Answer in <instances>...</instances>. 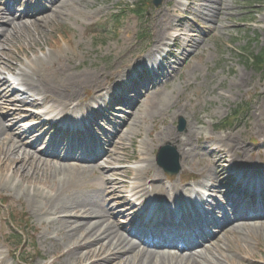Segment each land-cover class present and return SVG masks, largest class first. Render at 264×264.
Returning <instances> with one entry per match:
<instances>
[{"label":"rangeland","instance_id":"1","mask_svg":"<svg viewBox=\"0 0 264 264\" xmlns=\"http://www.w3.org/2000/svg\"><path fill=\"white\" fill-rule=\"evenodd\" d=\"M18 1L7 0L6 4L8 8H12ZM225 2L232 8L228 12L229 16H226L227 13H218V0H167L160 7L153 5L147 15L138 17L132 11L137 0H83L75 6L68 7L69 9L67 8L63 15L49 14L43 24L30 27L28 31L23 29L25 36L29 33L34 38H38V42L28 44L25 39L13 40L0 47V58L15 66L13 70L6 71L7 77L11 80V91L18 90V87L10 75L17 79L16 82H20L17 76L20 70L25 69L37 58L46 57L49 53H53V56L45 61L44 74H53L63 66L71 73L90 71L92 74H108L110 79L103 80L104 89L98 92L95 87L88 86L83 90L82 97L89 105V109L83 111L88 117H91L93 112L94 99L97 97L107 99L106 90L115 87L116 84L125 82L122 92L125 97L132 93L128 89L146 92L150 86L160 84L162 80L170 84L167 87L161 83L163 91L174 89L177 91L172 102L173 108H168L162 119L142 120L143 129L141 135L135 140V144L131 141L125 143L128 151L126 155L124 153L122 155L132 159L111 165L114 168L126 167L131 170L132 179H124V182L128 183L125 189L127 193L131 192L133 185L137 182L135 180L137 168L145 167L146 162L143 159L150 158L152 155L155 168L163 176L162 182L166 188L174 183L182 189L197 188L200 183L209 184L206 178L216 175L212 170L214 160L223 157V154L215 152V149L221 147L219 144L221 137L228 134L237 136L248 146L249 162L259 167L264 175V135L261 130L264 126V71L258 72L252 69L246 63L244 56V49L248 47L256 34L260 35V41L253 43V49L256 51L264 49V0H225ZM34 3L37 13L45 7L44 0H34ZM18 11L16 15L20 16L25 11V7L20 6ZM167 13H170V16H165ZM114 21L120 24L119 29H116ZM169 22L170 29L167 37L159 44L157 30L161 24H169ZM95 25H98L96 28L98 38L91 33ZM4 28L11 31V26L8 24L4 25ZM178 33L180 34L175 46L170 49ZM30 46L33 49H30ZM157 46H159L158 51H155ZM167 53L168 59L165 62L163 59ZM151 54L158 58L157 63L161 69L158 70L157 75H152L153 70H150L148 65L145 69L149 74L142 75L140 70L142 71L143 68L137 63ZM115 68L118 69L115 71ZM128 72L131 74L125 79ZM159 73L163 77L159 76ZM185 81L189 83L185 85ZM21 90L28 95L17 94L18 100L26 98V103L29 105L32 101L41 100L43 97L36 92L28 93L26 87H21ZM133 95L132 98L135 101L137 96L134 93ZM52 104L29 107L30 112L27 115L18 117L17 123L20 130L31 132L37 124L43 123L45 119L43 117L37 120H29V118L32 115L39 117L38 114L48 112ZM119 105L120 103H114V106L120 107V110L114 113L116 117H112L113 122L106 124L101 121V125H94L96 127L91 129V134L79 135L82 139L79 145L78 139L74 141L71 136L66 137L65 145L79 146V152L74 156L77 162L81 160L92 138H97L103 144L99 127L106 128L107 130H103L107 132H114L116 128H119L118 124H121V120L128 111V108H124L122 104ZM241 106L244 108L240 110L233 126L222 130L220 125L223 121L233 110ZM96 107H98L97 104L94 108ZM177 109L180 111L177 112ZM146 110L147 106L144 104L140 111L143 117ZM181 117L187 121L186 128L182 131L178 126ZM24 121L26 123H23ZM192 124H197L200 129V138L194 140L193 154L187 160L181 178L179 176L182 170L177 176H169L158 166L156 155L159 148L168 144L171 139L164 138L157 141L155 137L158 132L169 127L176 135L184 139L187 128L189 129ZM50 127L41 133L34 134L30 142L42 139L43 147H50L51 144L52 151L57 145L59 135H55L57 129H50ZM47 131H50L48 135H46ZM149 139L153 140V145L151 144L148 152L143 155L142 141ZM171 142L178 149L180 145L178 141ZM220 149L223 153L229 152L228 147ZM210 150H214V153H210ZM100 151L101 149H97L95 152L99 154ZM61 155L65 156L64 153ZM180 155L182 156L181 153ZM182 163L183 157L181 167ZM242 164L243 160L236 159L224 166L230 169L231 185L239 188L228 195L227 201L234 196H240L241 199L239 208L231 211L233 217H236L235 215L245 207H249V213L257 210L250 201L249 196L252 191L246 185H240L237 180L239 178L237 172H241ZM15 167V165L12 166L7 177L12 176ZM32 167L34 168L35 165L33 164ZM45 168L40 166L34 181L30 184L21 182L19 172L15 178L11 177V182H4L0 175V264H21L10 251L5 239V235L10 232L8 223H10L12 211L25 212L31 222L29 233L36 237L39 248V257L34 264H72V261L67 258L62 262L58 260V253L66 248L69 241L64 237L63 232H60L61 224L54 220L56 216L53 213V215L47 214L54 205L52 196L68 180V176L60 174L55 166ZM29 171L33 172V170ZM243 172L246 175L250 174L248 171ZM189 175L196 176L192 179L194 181L185 180V177ZM81 183L89 188L93 184L101 183V180L97 172L88 171ZM34 193L37 198L36 204L32 205L30 195ZM2 197L10 199L8 206L2 205ZM180 203L178 202V205ZM184 209L193 210L191 204L189 208L185 206ZM141 211V208L136 210L137 213ZM245 217L252 218L251 214L249 216L246 213ZM261 218L255 222H249L250 226L237 232L220 236V243L210 248V253H205L203 260H209L215 264H264V220ZM141 220L143 218L137 219V224ZM169 226L164 227L160 224L159 227H155L162 233L155 239L164 237ZM135 229L129 227L126 231L138 236L141 229ZM147 229L149 230L150 227ZM169 234L170 232H167L165 235L167 239H175V236L172 237ZM13 242L16 243L15 240ZM27 247H30L33 252L37 251V248H33L32 245ZM200 250L204 251L202 248ZM119 264L138 263L137 260H129Z\"/></svg>","mask_w":264,"mask_h":264},{"label":"bare ground","instance_id":"2","mask_svg":"<svg viewBox=\"0 0 264 264\" xmlns=\"http://www.w3.org/2000/svg\"><path fill=\"white\" fill-rule=\"evenodd\" d=\"M6 1L0 0V47L20 39H25L28 44L37 43L38 38H34L29 33L25 36L23 29L28 31L30 27L43 24L49 14L63 15L68 7L75 6L83 0H44L45 7L38 13L34 9L36 4L32 0H19L12 8H8ZM218 2V13H227L226 16H229L228 12L232 9L231 6L226 4L225 0H218ZM20 6L25 7V11L18 16L16 13L19 12ZM169 14L167 13L165 16H170ZM7 24L11 26L10 32L4 28V25ZM164 24H161L157 30L159 44L167 37V32L170 29V22ZM9 33L11 34L9 35ZM158 48L159 46L155 47V51H158ZM30 49L33 47L30 46ZM52 56L53 53H49L44 58H37L25 69H21L20 74L17 75L20 78L19 86L26 87L28 93L36 92L43 96L41 100L32 101L31 105L26 103V98L18 100L17 94H21L22 91L21 93L17 90L11 91V81L7 77L6 71L13 70L15 66L0 58V175L4 182H11V177L15 178L19 172L21 182L30 184L34 181L40 166L46 167L45 169L55 166L60 174L68 176V180L52 196L54 205L47 211V214L53 213L56 216L54 220L61 224L60 232H63L64 237L69 241L66 248L58 253L59 261L62 262L67 258L72 261V264H119L129 260H137L138 264H215L209 260L204 261L203 255L210 253V248L220 243V236L250 226L249 222L258 220L255 217H264V204L261 203L257 210H253L251 213H249V207H245L235 215L236 217L231 215L232 210L239 208L241 199L240 196H234L227 201L228 195L234 192L235 186H232L229 181L230 169L224 168V166L236 159L243 160L242 171H249L251 174L250 178L248 175L242 178L247 187L255 189L258 182L264 181L262 175L258 178L255 176L257 172L262 171L249 162L248 146L232 134L222 136L219 141L221 147L229 148L228 154L223 153L221 147L215 149V152L223 154L222 158L214 160L212 170L216 175L206 178L209 180V184H199L205 195L204 201L201 200V194L195 192L191 187L181 189L174 183L166 188L162 182L163 176L155 168L153 155L143 159L146 166L137 168L135 176L137 182L133 185L131 192L127 193L125 189L128 183L124 182V179H132L131 170L126 167L114 168L111 165L132 159L125 156L128 151L125 143L131 141L135 144V140L141 135L143 129L141 121L145 118L162 119L167 110L173 108L172 102L177 91L175 89L163 91L161 83L167 87L170 84L162 80L160 84L150 86L146 92L128 89L132 93L125 97L122 93L125 82L116 84L115 87L106 90L107 99L103 97L94 99L93 112L91 117H88L83 111L89 109V105L84 102L85 99L82 97L83 90L88 86H93L99 92L104 89L103 80L110 79L109 75L92 74L90 71L71 73L64 66L54 72V75L44 74L43 65ZM167 59L164 58L163 61L166 62ZM154 61L155 57L151 54L145 60L137 63L139 67L143 68L142 71L140 70L142 75L149 74L145 67ZM158 64L157 70L152 75H157L158 70L161 69ZM130 74L131 72H128L125 79ZM159 76L162 75L159 73ZM184 83L187 85L189 82L185 81ZM133 93L137 96L135 101L132 98ZM23 95L27 96L28 94L23 93ZM117 100L118 102H116ZM51 103L53 104L48 113L53 114L54 120L59 119L65 124L76 122L84 125L90 121V126L86 127V134H91L90 129L95 128L94 125L113 122L112 117H116L114 113L120 110V107L116 108L114 103L122 104L125 106L124 108H128V111L124 119L121 120V124H118L119 128H116L114 132H107L106 128L99 127L102 133L100 139L103 144L97 138H92L89 147L85 149V153L78 163L74 156L78 154V145L82 140L79 135L85 133L74 129H61L55 133V135H59V139L51 151V144L50 147H43L42 139L30 142L34 134L41 133L48 127L50 120L45 121L46 124L44 122L37 124L34 129H31V132L21 131L19 128L18 117L27 115L29 107L46 106ZM95 104L98 107L94 108ZM144 104L147 106L145 117L140 113ZM179 111L177 109V112ZM29 120H37V117L32 115ZM261 130L264 135V126ZM49 132L47 131L46 135ZM68 136H71L74 141L78 139L76 147L73 144L65 145ZM184 137V139L179 137L169 127L158 132L155 137L157 141L166 138L178 141L180 144L178 150L183 157L180 178L184 173L187 160L193 154L194 140L200 138L198 125L192 124L189 129L187 128V134ZM171 141L169 143H172ZM51 142L53 144V138ZM151 144L153 145L152 139L142 141L143 155L148 152ZM199 145L201 148L200 140ZM97 149H101L99 154L95 152ZM62 153L65 154L64 157L61 155ZM210 153H214V150H210ZM13 165L16 167L12 176L7 177ZM29 170H33V172ZM88 171L97 172L101 183L93 184L89 188L87 185H83L81 180ZM248 178L249 181H247ZM253 182L254 187L251 185ZM88 190L93 191L89 192ZM35 193L30 195L32 205L36 204L37 195ZM207 197L211 199L209 204L206 201ZM258 197L260 202H264V190ZM175 201L182 204L191 202L192 204L193 212L183 211L182 206H174V209L179 212L180 221L187 225L188 230H181V225L176 224L172 229H168L169 235L175 234V237L173 236L175 239H167L165 234L164 237L155 239L162 235L161 231L155 227H159L160 224L165 227L172 221L170 220V205ZM196 201H199V204ZM201 202L204 211L200 210ZM139 208L142 209V212L137 213L136 210ZM245 209L246 214L249 216L251 214V219L245 217ZM165 213L168 215L163 216L165 218L161 222V216ZM147 216L153 218L152 225H155L149 234L145 230L141 235L136 236L134 233L126 231L129 227H133V229L146 228L145 222L147 224V221L145 219ZM141 218L144 220L137 224V219ZM262 219L264 220V218ZM253 224L255 225V223ZM200 248L204 251H201Z\"/></svg>","mask_w":264,"mask_h":264},{"label":"water","instance_id":"3","mask_svg":"<svg viewBox=\"0 0 264 264\" xmlns=\"http://www.w3.org/2000/svg\"><path fill=\"white\" fill-rule=\"evenodd\" d=\"M164 0H155L154 4L158 7L163 3ZM180 130H184L186 122L183 118L179 122ZM158 164L165 169L170 175H176L180 172V156L177 149L171 144L162 147L157 157Z\"/></svg>","mask_w":264,"mask_h":264},{"label":"trees","instance_id":"4","mask_svg":"<svg viewBox=\"0 0 264 264\" xmlns=\"http://www.w3.org/2000/svg\"><path fill=\"white\" fill-rule=\"evenodd\" d=\"M139 3H141L142 6H144L143 12L149 6V2L148 1L139 0ZM139 12H140V10L137 11V13H139ZM244 52L246 54V62H247V64L249 66L253 67L257 71L264 70V49L261 50L260 52H256V51H253V50H251V49L248 48V49H245ZM236 114H237V112L235 111L233 113V115L235 116ZM229 118H231V117H229ZM26 225H29V222L28 221H26ZM15 236L17 237L18 241L20 240V242L22 244V242L24 240L23 239V236L22 235H15ZM22 254H24L23 251H22Z\"/></svg>","mask_w":264,"mask_h":264}]
</instances>
